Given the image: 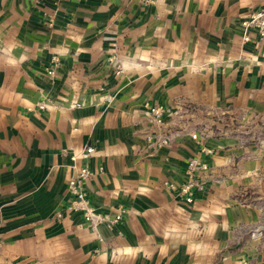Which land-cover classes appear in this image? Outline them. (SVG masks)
<instances>
[{
	"label": "crops",
	"instance_id": "crops-1",
	"mask_svg": "<svg viewBox=\"0 0 264 264\" xmlns=\"http://www.w3.org/2000/svg\"><path fill=\"white\" fill-rule=\"evenodd\" d=\"M261 8L0 0V264H264V137L192 125L206 109L264 124V38L244 42L239 25ZM152 107L176 112L160 148ZM193 157L209 177L186 204L164 183L181 184ZM83 165L91 205L122 206L120 224L91 229L67 209Z\"/></svg>",
	"mask_w": 264,
	"mask_h": 264
},
{
	"label": "built area",
	"instance_id": "built-area-1",
	"mask_svg": "<svg viewBox=\"0 0 264 264\" xmlns=\"http://www.w3.org/2000/svg\"><path fill=\"white\" fill-rule=\"evenodd\" d=\"M243 29V41L249 40L248 32L254 31L259 37L264 38V8L255 10L244 16L239 23ZM116 74L121 73L120 65L117 66ZM52 70L48 71V74H52ZM39 109H43L45 103L40 102L37 104ZM176 113V112H175ZM171 109L162 107L148 108L147 115L150 117V122L156 128L147 134V140L152 143L156 148L166 146L170 143L171 135L166 130L164 123L165 116H171L175 114ZM203 133H192L193 139H198ZM209 152V151H208ZM94 154L92 147H86L80 154L82 160H86ZM77 157L72 156V160ZM210 166L205 161H202L199 157L190 158L185 168V179L179 184L164 183V187L175 192L176 195L182 199L186 204L194 202L198 193L204 191L208 182V172ZM91 173L86 165L78 168L76 175L71 178L67 184V192L70 196V201L67 209L72 212H78L81 215L83 222L91 229H95L100 224L107 226L120 224L125 215V209L122 206H117L112 214V217H107L106 214L99 212L94 206L91 205L84 183L90 177ZM56 219L61 218V213H56ZM0 239V247H1Z\"/></svg>",
	"mask_w": 264,
	"mask_h": 264
},
{
	"label": "rangeland",
	"instance_id": "rangeland-1",
	"mask_svg": "<svg viewBox=\"0 0 264 264\" xmlns=\"http://www.w3.org/2000/svg\"><path fill=\"white\" fill-rule=\"evenodd\" d=\"M210 111V109L202 111L205 115L198 117L194 121L192 120V125L204 133L212 131L213 134L218 135L233 133L234 135L240 134L239 136H242L244 132L251 131L255 143H259L264 137V124L259 118L242 121L237 116L234 117L226 114L213 115Z\"/></svg>",
	"mask_w": 264,
	"mask_h": 264
}]
</instances>
